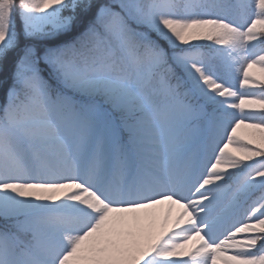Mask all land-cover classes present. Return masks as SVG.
I'll list each match as a JSON object with an SVG mask.
<instances>
[{
  "label": "snow or ice",
  "instance_id": "6c2138e0",
  "mask_svg": "<svg viewBox=\"0 0 264 264\" xmlns=\"http://www.w3.org/2000/svg\"><path fill=\"white\" fill-rule=\"evenodd\" d=\"M9 63L0 264H264V0H0Z\"/></svg>",
  "mask_w": 264,
  "mask_h": 264
},
{
  "label": "trees",
  "instance_id": "16d2710c",
  "mask_svg": "<svg viewBox=\"0 0 264 264\" xmlns=\"http://www.w3.org/2000/svg\"><path fill=\"white\" fill-rule=\"evenodd\" d=\"M11 67L12 65L11 63H9L8 70L5 73L0 74V82L7 81L8 83H10ZM233 77H234V71L231 76V82ZM5 92H6V85L0 83V103L4 102L5 100Z\"/></svg>",
  "mask_w": 264,
  "mask_h": 264
},
{
  "label": "rangeland",
  "instance_id": "374dc122",
  "mask_svg": "<svg viewBox=\"0 0 264 264\" xmlns=\"http://www.w3.org/2000/svg\"><path fill=\"white\" fill-rule=\"evenodd\" d=\"M249 71H250V73H252L255 76H261L262 75V73L260 72L259 68H257V67H253ZM233 84L236 85L237 87L239 86L238 85V75L236 73H235V78H234ZM241 133L242 134L244 133V130L243 129L241 130ZM176 211H177V209L174 208L173 214H175ZM192 243H195V242H191L190 245H189V247H191V244Z\"/></svg>",
  "mask_w": 264,
  "mask_h": 264
}]
</instances>
